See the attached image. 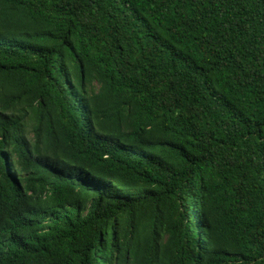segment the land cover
<instances>
[{
	"label": "trees",
	"instance_id": "1",
	"mask_svg": "<svg viewBox=\"0 0 264 264\" xmlns=\"http://www.w3.org/2000/svg\"><path fill=\"white\" fill-rule=\"evenodd\" d=\"M0 264H264V0H0Z\"/></svg>",
	"mask_w": 264,
	"mask_h": 264
}]
</instances>
